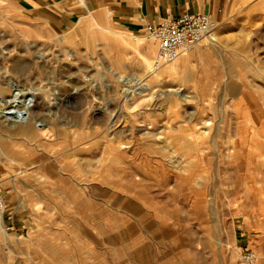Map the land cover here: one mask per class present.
<instances>
[{"label": "rangeland", "instance_id": "1", "mask_svg": "<svg viewBox=\"0 0 264 264\" xmlns=\"http://www.w3.org/2000/svg\"><path fill=\"white\" fill-rule=\"evenodd\" d=\"M23 28L0 2V94L10 79L37 88L47 122L40 142L0 141L18 152L0 186L34 214L2 223L0 264H243L240 232L264 264V13L158 70L144 34L71 43ZM134 84L148 90L129 99Z\"/></svg>", "mask_w": 264, "mask_h": 264}, {"label": "crops", "instance_id": "2", "mask_svg": "<svg viewBox=\"0 0 264 264\" xmlns=\"http://www.w3.org/2000/svg\"><path fill=\"white\" fill-rule=\"evenodd\" d=\"M0 2L10 3L18 10L20 21L25 26V29H22L23 32H33L37 37L49 40L55 39V36L62 37L63 42L69 40L71 43L81 42L83 36L93 41L88 33L91 34L94 28H98L100 31L116 30L127 35L144 34L146 37V23L154 25L164 19L176 18L185 12L209 13L215 24L213 32L223 39V35L228 30L229 21L238 13L245 10L264 13V0H0ZM212 42L214 41L204 39L200 43L204 48L209 49L217 41ZM145 44L150 45L148 49H145L144 45L145 53L151 54L156 47L155 41L147 40ZM197 50L190 51L183 58L188 60L198 52ZM10 123L6 124L5 122L4 125H0L1 145L2 140L7 138L23 142L37 141L40 137L43 138L46 131L40 126L30 125L23 128L21 125ZM1 145L0 162L5 164L9 157L12 159L10 153L18 152ZM20 149L22 154L29 156L50 153L39 145L27 144ZM1 168L0 164V170ZM5 170L11 171L8 168ZM2 189L6 195V223L11 228L18 230L20 229L19 225L24 226L25 219L34 216V214L28 207L27 200L18 196V190H16L17 195H13L7 188ZM245 236L244 232L239 233V244H246Z\"/></svg>", "mask_w": 264, "mask_h": 264}, {"label": "built area", "instance_id": "3", "mask_svg": "<svg viewBox=\"0 0 264 264\" xmlns=\"http://www.w3.org/2000/svg\"><path fill=\"white\" fill-rule=\"evenodd\" d=\"M214 27V21L207 12H185L154 25L146 23V37L156 43L150 70H158L204 39L216 40ZM6 207V195L0 187V222L4 223L5 227H10L6 223ZM242 247L240 261L243 264H252L257 257L256 253L247 244Z\"/></svg>", "mask_w": 264, "mask_h": 264}, {"label": "bare ground", "instance_id": "4", "mask_svg": "<svg viewBox=\"0 0 264 264\" xmlns=\"http://www.w3.org/2000/svg\"><path fill=\"white\" fill-rule=\"evenodd\" d=\"M150 48L147 44L145 49ZM119 78H123L119 76ZM122 80V79H121ZM10 85L12 86V93L10 97H5L0 94V122L9 123L13 125H34V126H46L47 122L40 119H36L33 113V105L36 102L37 88L35 87H22L16 81L10 79ZM148 90L147 84H134L125 88L127 98H131L134 94H142ZM9 115V116H8ZM10 123V124H11ZM4 224V223H3ZM0 222V229L3 231L4 226ZM7 230V228L5 227Z\"/></svg>", "mask_w": 264, "mask_h": 264}]
</instances>
